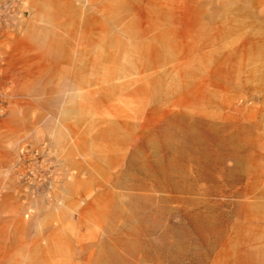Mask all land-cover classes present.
Here are the masks:
<instances>
[{"label": "rangeland", "instance_id": "rangeland-1", "mask_svg": "<svg viewBox=\"0 0 264 264\" xmlns=\"http://www.w3.org/2000/svg\"><path fill=\"white\" fill-rule=\"evenodd\" d=\"M0 100V264L236 260L264 171V0H0Z\"/></svg>", "mask_w": 264, "mask_h": 264}, {"label": "bare ground", "instance_id": "bare-ground-1", "mask_svg": "<svg viewBox=\"0 0 264 264\" xmlns=\"http://www.w3.org/2000/svg\"><path fill=\"white\" fill-rule=\"evenodd\" d=\"M209 140L217 142L216 136L212 134L209 135ZM225 155L231 156L228 152ZM257 177L255 181L257 192L254 194L255 213L251 215L249 211L247 212L246 205H240L237 209L239 217L246 222L242 223L239 255L233 264H264V171ZM237 183H242V179L237 180ZM249 221H255L256 224L249 226L246 224Z\"/></svg>", "mask_w": 264, "mask_h": 264}, {"label": "built area", "instance_id": "built-area-1", "mask_svg": "<svg viewBox=\"0 0 264 264\" xmlns=\"http://www.w3.org/2000/svg\"><path fill=\"white\" fill-rule=\"evenodd\" d=\"M5 107L0 100V116L4 114ZM20 176L26 178L38 186L39 182L45 181L52 176L51 167L48 161L38 154H31L30 156L21 159L19 163Z\"/></svg>", "mask_w": 264, "mask_h": 264}]
</instances>
